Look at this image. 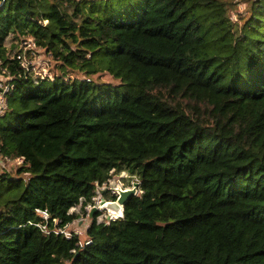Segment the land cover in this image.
Returning a JSON list of instances; mask_svg holds the SVG:
<instances>
[{"label": "trees", "instance_id": "trees-1", "mask_svg": "<svg viewBox=\"0 0 264 264\" xmlns=\"http://www.w3.org/2000/svg\"><path fill=\"white\" fill-rule=\"evenodd\" d=\"M247 2L234 22L229 0H0V146L25 160L0 175V264H264V0ZM11 37L86 79L24 76ZM113 172L141 195L96 213L88 244L38 226L75 223Z\"/></svg>", "mask_w": 264, "mask_h": 264}, {"label": "built area", "instance_id": "built-area-1", "mask_svg": "<svg viewBox=\"0 0 264 264\" xmlns=\"http://www.w3.org/2000/svg\"><path fill=\"white\" fill-rule=\"evenodd\" d=\"M7 46V45H6ZM40 49L37 44L33 42V40L29 39L23 44H20V48L17 52L14 54L10 53V59L16 61L19 66L21 67V71L24 73V76L32 78L35 82H38L40 80H54V77H52V73L50 71V67L48 65H44L43 68H41L42 72L40 71V68H37V64L39 65V51ZM50 55V54H49ZM8 65L7 67H0V121L4 117H6L8 111H9V97L15 90V75L9 69ZM19 76H22L20 74ZM11 162H15L18 166L24 165V158H15L12 159L9 156L5 155L3 153L2 147L0 146V175L2 174H10V170L8 169V166ZM113 172L112 174H114ZM111 183V180L103 185L98 186L96 190V196L100 195L103 196V192L107 190V193H110L113 197H118V193L116 192V189L121 187L123 189H131L132 187H125L123 184L118 185L117 187H112L109 185ZM139 183V181H138ZM140 191V190H139ZM141 192V191H140ZM103 199L101 198H93V202L86 207L87 214L90 215L93 208H98L102 204ZM38 214L47 222L50 219V216L47 211H37ZM101 217V216H100ZM100 217L98 218V222L101 223ZM106 217L107 221H115L119 219L118 215H114L113 213H109ZM55 224H57V221H55ZM40 228L44 230L46 234H50L51 232L55 234H62L66 237H71L72 234L67 232V227L65 228H56L54 230L49 231L46 226L38 225ZM78 235V234H77ZM89 242H86L88 244Z\"/></svg>", "mask_w": 264, "mask_h": 264}, {"label": "rangeland", "instance_id": "rangeland-1", "mask_svg": "<svg viewBox=\"0 0 264 264\" xmlns=\"http://www.w3.org/2000/svg\"><path fill=\"white\" fill-rule=\"evenodd\" d=\"M231 3H234V6L232 7L230 11L231 19L234 22L240 21V18H248L250 13L249 3L248 0H229ZM72 13V12H71ZM20 44H23L21 42L14 41L13 37L9 38L6 42L7 48L10 50L11 54H14L17 52L20 48ZM39 65L37 64V68H40L39 73L42 72L41 68H43L44 65H48L50 67V71L52 73V77H63L65 82L71 81V80H81L84 81L86 79V76L80 72H74L71 70H65L60 71L59 69V63L54 60L53 56L47 54L44 50L39 51ZM91 80L94 83H103V84H113L118 85L119 81L113 79L112 76L103 73L99 75H95L91 77ZM21 166H18L15 162H11L8 166V169L10 170V174L16 175L17 171L20 169ZM138 183V178L136 176H131L128 172H121V173H114L111 179V183H109L112 187H117L120 184H123L125 187H132L134 184ZM108 194V195H106ZM106 195V196H105ZM141 195V192H138V196ZM103 201H113V196L110 193H106L103 196L97 195L96 198H101ZM71 213H75L79 215V220H77L75 223L67 226V232L73 234H78L77 236L80 238L81 244H85L87 241L86 236V230L91 224L92 219L90 218V215L87 214L86 209L84 210L82 206H79L77 208H73ZM103 214L100 215V222H107L106 217L109 213L108 212H102Z\"/></svg>", "mask_w": 264, "mask_h": 264}, {"label": "water", "instance_id": "water-1", "mask_svg": "<svg viewBox=\"0 0 264 264\" xmlns=\"http://www.w3.org/2000/svg\"><path fill=\"white\" fill-rule=\"evenodd\" d=\"M139 185V183H136L131 189H123L121 187L117 188V199L113 201H104L98 208H93L90 213V218L93 219L95 214L98 212L115 213L119 218H122L124 216L125 204L127 201H129L134 196H138ZM105 193L106 191L103 192V194Z\"/></svg>", "mask_w": 264, "mask_h": 264}, {"label": "bare ground", "instance_id": "bare-ground-1", "mask_svg": "<svg viewBox=\"0 0 264 264\" xmlns=\"http://www.w3.org/2000/svg\"><path fill=\"white\" fill-rule=\"evenodd\" d=\"M114 215H117V214H115V213H113Z\"/></svg>", "mask_w": 264, "mask_h": 264}]
</instances>
